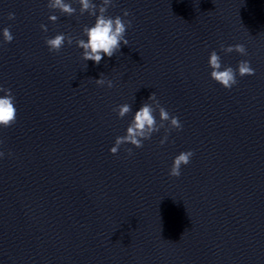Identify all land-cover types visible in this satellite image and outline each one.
Segmentation results:
<instances>
[{
  "label": "water",
  "instance_id": "95a60500",
  "mask_svg": "<svg viewBox=\"0 0 264 264\" xmlns=\"http://www.w3.org/2000/svg\"><path fill=\"white\" fill-rule=\"evenodd\" d=\"M66 2L76 14L0 0V87L17 109L0 128V264H264V0H113L106 14L131 21L129 43L99 65L75 42L95 17ZM59 33L73 43L50 52ZM235 44L247 55L222 50ZM213 50L222 70L247 60L255 74L223 88ZM101 73L112 88L95 83ZM153 92L182 129L161 145L166 122L111 154Z\"/></svg>",
  "mask_w": 264,
  "mask_h": 264
},
{
  "label": "clouds",
  "instance_id": "9594fccd",
  "mask_svg": "<svg viewBox=\"0 0 264 264\" xmlns=\"http://www.w3.org/2000/svg\"><path fill=\"white\" fill-rule=\"evenodd\" d=\"M79 7V14L84 15L87 13L90 16L95 17V22L91 26L85 25L83 27L82 35L87 39L75 38L77 46L83 50L82 59L84 61H93L96 65H99L105 56L111 58L117 52H120L121 45H128L129 41L125 38L126 30L131 25V21L124 20L121 16H109L107 11L109 7L114 6L113 0H101L98 5L93 0H77ZM48 8L52 10H58L61 14L72 16L76 14L77 9L72 6L71 3L66 0H48ZM124 17L129 15L127 10L123 13ZM8 18L10 20L15 19L14 13H9ZM56 15H50L49 20L52 22L57 21ZM40 28L47 32V26L40 25ZM2 37L5 43L13 41L14 36L10 31V28L5 27L2 30ZM74 37L66 35L64 33L56 34L53 38H46L45 43L48 46L50 52H60L65 46V42L71 45ZM222 50L226 53H232L235 51L241 55H247V50L243 44L229 45L227 47L221 46ZM209 67L211 68V78L220 84L225 89H231L238 83L237 71L240 77L245 75H254L255 70L250 66V62L242 60L238 64L237 70H234L231 66H224L222 70L221 57L216 51H212L208 60ZM95 83L99 86H107L112 88L114 86L113 81L105 79L104 74H100L99 79H95ZM0 92L4 95L0 96V128H8L16 123L17 109L15 106V97L10 89L0 87ZM147 101H151L148 103ZM142 104L138 111H135L134 116L129 123L126 134L118 136L115 139L114 146L110 148V153L115 155L118 153L120 147L125 144H130L135 148L143 147L145 140L151 139L154 133L160 131L161 128H165L166 122L168 127L165 128L166 134L161 139L160 143L163 145L167 140V132L171 129H182V123L177 116L171 115L163 106H161L156 94L153 92L148 100ZM158 110L159 121L155 116ZM114 111L117 112L120 118L125 117L132 111L131 105L125 103L118 105ZM128 153L132 154V149H128ZM193 152L183 151L175 156L172 166L169 171V175L172 177H179L181 175L182 166H186L190 163ZM11 155V153H9ZM5 153L0 151V158H3Z\"/></svg>",
  "mask_w": 264,
  "mask_h": 264
}]
</instances>
